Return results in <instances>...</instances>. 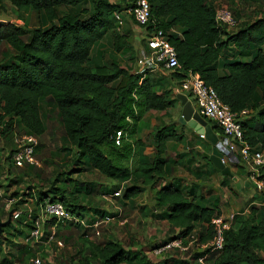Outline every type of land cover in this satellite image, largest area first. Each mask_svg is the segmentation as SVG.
<instances>
[{
  "label": "trees",
  "instance_id": "1",
  "mask_svg": "<svg viewBox=\"0 0 264 264\" xmlns=\"http://www.w3.org/2000/svg\"><path fill=\"white\" fill-rule=\"evenodd\" d=\"M84 1H90V8L82 9V15L72 10L59 15V7L71 8ZM130 1L0 0V12L10 15L14 9L30 7L45 23L26 30L22 13L16 15L20 24L0 21V47L5 42L14 50L11 59H0L1 132L5 135L19 125L24 132L39 138L46 130L40 101L51 99L58 109L75 164L85 165L81 171L95 170L113 180L131 176L138 185L126 186L124 199L136 197L145 188L155 189L154 210L145 205L146 214L179 229L175 236L189 234L198 225L201 240H206L214 233L212 220L222 214L218 205H200L194 193H184L172 182L156 189L168 174V143L187 145V140L192 139L182 130L162 125L154 130L153 152L144 154L143 141L135 137L137 122L150 111L167 114L172 101L163 85L181 81L191 70L237 115L251 110L250 117L248 114L240 120L243 139L251 146L264 148V16L228 32L218 25L216 7L208 0H147L150 20L143 26L144 34L162 30L181 65L168 73L159 72L156 80L149 72H132L115 60L91 65L92 51L107 32L114 38L118 52L130 46L127 36L116 29L115 17H126L123 11L132 5ZM222 56L223 63L218 67ZM212 126L219 128L214 123ZM120 130L121 142L116 144L115 134ZM202 158L213 172L218 170L203 154ZM48 191L38 190L41 196L36 197V203L43 199L59 202L78 219L70 223L80 225L84 221L83 208L72 204L64 189L54 185ZM24 194L11 193L16 202L9 212L17 208L16 203L21 202L18 197ZM36 214L29 220L26 237ZM1 215L0 212V221ZM22 220L21 214L17 221ZM57 223L54 217L44 222L51 227ZM11 226L12 223L5 226L0 236ZM5 240L8 246L19 245ZM90 246L94 262L82 255L77 261L71 258L70 263L139 264L137 258L141 257L143 264H152L142 251H130L119 240L90 242ZM165 260L160 262L166 264ZM208 260L211 264H264V214L252 207L249 214L237 215L224 231L222 249L213 252Z\"/></svg>",
  "mask_w": 264,
  "mask_h": 264
},
{
  "label": "rangeland",
  "instance_id": "2",
  "mask_svg": "<svg viewBox=\"0 0 264 264\" xmlns=\"http://www.w3.org/2000/svg\"><path fill=\"white\" fill-rule=\"evenodd\" d=\"M111 1L122 3V0ZM208 1L216 9L231 10L237 21V27L264 16V0ZM88 8H90V1H84L71 8L61 6L58 8V13L62 15L72 10L82 15L81 10ZM9 9L11 10L10 7ZM18 13L25 14L24 27L26 30L37 27L41 22L42 25H45L39 13L30 7L10 11L11 22L20 24L16 17ZM132 19L123 17L120 30L127 36L130 46L118 52L115 48L114 38L107 32L92 51L91 65L115 60L132 72L141 69V52L146 49V39H144L143 28ZM13 54L14 50L3 42L0 47V59L9 60ZM222 60L223 56L218 67L222 65ZM148 72L158 80L159 72L162 71ZM163 72L168 73L169 70L163 69ZM163 86L172 101V106L168 109L167 114L162 115L159 111H150L137 122L135 137L143 141L147 153L149 154L151 151L155 128L168 125L175 127L177 131L186 132L193 140L190 147L182 143L183 151L177 155V157L179 156L177 163L181 174L174 178L176 186L180 187L184 193L188 194L190 191L194 193L197 202L203 206L222 203L225 210L233 208L241 215L249 214L246 210L251 211V208L255 207L258 209V213L264 214V194L256 193L253 188L244 187L243 184L240 191L235 193L234 182L230 177L223 176L220 169L211 173L208 171V167H204L205 161L195 146L200 145L205 151L207 147L204 146L205 141L198 138L199 126L194 122L190 110H188L193 106L192 98L179 89L175 80L172 85L169 86L167 83ZM186 107L187 109H185ZM40 111L46 130L39 136V146L35 151L39 165L19 169L9 165L12 178L7 177L8 166L6 167L2 163V158L15 146L14 133L20 135L24 133V130L17 125L13 131L4 135L1 132L3 126L0 123V212L2 221L6 220L9 213L5 204L11 198V193L14 191L26 193L20 198L18 197L21 202L16 203L23 209L22 222L19 223L17 219L11 218L12 226L0 236V264H33L31 260L34 258H38L40 264H71V258L77 261L82 255L90 257L94 262L90 242L99 243L107 240H119L130 251H142L152 264L165 259H167V261L165 260L166 264H179L181 255L176 250L165 252L159 256H154L151 253L156 244L164 243L177 234V230L171 228L165 220L146 214L144 206L153 205V190L145 188L136 197L124 199L122 197L123 189L129 185H138L131 176L113 180L95 170L81 171L85 165L75 164L72 148L63 131L55 103L49 98L42 99ZM250 116L249 114L248 117ZM188 152H191L193 159L187 154ZM173 155L172 153L169 156L167 163V173L170 177L174 176L172 175ZM224 165L230 167L232 173L239 177L240 182L246 180L240 167L231 163ZM54 185L64 189L72 204L83 208L81 213L84 221L80 225L61 221L55 227L44 224L41 227L43 238L39 237L37 243H28L25 238L30 223L28 215L30 214V218H32L37 212L35 199L39 198L38 190L46 192ZM28 187H32L33 190ZM22 188L23 191H21ZM116 190H120L119 195L115 194ZM25 202H28V206L24 205ZM104 215H107L109 220L105 221ZM195 227L200 231V226L196 225ZM46 233L49 234L47 238H44ZM6 238L19 245L8 246ZM57 240L61 241V246L57 245ZM137 262L143 264L144 261L138 257Z\"/></svg>",
  "mask_w": 264,
  "mask_h": 264
},
{
  "label": "built area",
  "instance_id": "3",
  "mask_svg": "<svg viewBox=\"0 0 264 264\" xmlns=\"http://www.w3.org/2000/svg\"><path fill=\"white\" fill-rule=\"evenodd\" d=\"M130 2L132 5L126 8L123 13L126 17H132L137 25L143 28L150 20V6L147 0H131ZM115 17L117 19L116 29L120 31L122 29V17L120 14H116ZM216 21L218 25L223 26L228 32H233L237 28L235 16L229 9H216ZM144 35L147 49L141 52V69L138 72L145 73L160 69L174 71L181 68L176 50L162 30H153L149 34L146 32ZM176 85L192 98L193 106L199 115L221 129V134L213 147L222 154V163L229 161L238 162L246 171L249 181L257 192L264 194V148L249 145L243 139V131L240 124V120L245 118L251 110H242L238 116L228 104L220 100L216 91L211 86H208L197 72L187 71L184 78L177 82ZM121 135V130L116 131V144L121 142ZM199 137L205 138L203 133H200ZM13 138L15 146L2 158V163L6 167L13 165L17 168L26 165H39L35 157V150L39 144L38 136L24 132L20 135L14 133ZM21 191H23V188ZM115 194L119 195L120 190L115 191ZM14 202V198L8 199L5 208H12ZM27 203L25 202L24 205L28 206ZM11 211V218L16 220L23 209L17 206ZM28 217L31 219L30 214ZM53 217L58 222L78 221L75 216L70 215L64 209L61 203L43 199L37 203V214L32 219V227L26 237V241L38 242V238H41L42 235V225L46 220ZM235 217L236 213L234 212H231L228 216H216L212 220L214 233L209 239L201 240L198 230L194 228L189 234L175 236L171 240L158 244L151 250V253L154 256H159L165 252L176 250L180 253L181 259L185 264H211V261L208 260L209 256L213 252L222 249L224 231L232 226ZM106 220H109L107 215L105 216ZM80 223H83V221H80ZM50 237L52 238V235ZM56 243L58 246L62 245L60 240H57ZM31 262L40 264L38 258L32 259ZM157 264L162 263L158 262Z\"/></svg>",
  "mask_w": 264,
  "mask_h": 264
},
{
  "label": "crops",
  "instance_id": "4",
  "mask_svg": "<svg viewBox=\"0 0 264 264\" xmlns=\"http://www.w3.org/2000/svg\"><path fill=\"white\" fill-rule=\"evenodd\" d=\"M159 71H162L163 72V70H159ZM164 73V72H163ZM194 104V103H193ZM205 119V118H204ZM205 121H206V123L207 124H209L210 125V127H211V129H212V131H213V133L218 137L220 134H221V131H220V129L219 128H217V127H213L212 126V123L211 122H209L207 119H205ZM199 126V132L200 131H202V128L200 127V125H198ZM175 128V127H174ZM176 129V128H175ZM179 131H181V130H179ZM184 132V131H183ZM9 133V132H8ZM184 133H186V132H184ZM6 135V134H5ZM198 135V138L199 139H201V140H204L205 141V145L204 146H206L207 147V150L205 151V150H202V148H201V146L200 145H196L195 146V148H196V150L200 153V154H203L204 155V153H211V150H212V148H213V145H212V143L210 142V141H208L206 138H200L199 137V133L197 134ZM191 138V137H190ZM193 140V139H192ZM189 140H187V147H190L192 144V142H190V144L191 145H189ZM170 144V145H169ZM39 145V144H38ZM169 148H171V149H169ZM11 150V149H10ZM9 150V151H10ZM150 153H152L153 152V145L150 147ZM8 151V152H9ZM182 151H183V149H182V143H180V144H174V143H168V151H167V155L168 156H171V154L173 153L174 155L172 156V159L174 160L173 161V165H172V175H174V176H171L170 177V175L169 174H167L166 175V180L165 181H161V183L162 184H160V185H158V186H156V189H158L160 186H162V185H164L165 184V182H172L175 186H176V183L174 182V178L175 177H177V176H180V174H181V170L179 169V166H178V163H177V161L179 160V156L177 157V155L178 154H181L182 153ZM144 154H148L147 153V151L144 149V152H143ZM149 153V154H150ZM188 153H190V158H192L193 159V156H191V152H188ZM204 157H205V155H204ZM205 158H207V157H205ZM191 159V160H192ZM204 161H205V159H203ZM176 162V163H175ZM227 163H231V164H234L235 166L236 165H240V164H238V162H225V164H227ZM2 164V163H1ZM206 164V161H205V163H204V167H208V171H210L211 173H213V171H212V169H211V167L209 166V165H205ZM224 164V163H223ZM12 167L13 168H16V169H18L17 167H14L13 165H12ZM237 167H240V169H242V171L244 172V174H245V176H246V180H243V182H240L239 181V177L238 176H236V175H234L233 173H232V171H231V169H230V167H229V169H230V171H231V173H232V175L233 176H235L236 178H237V180L236 181H234L233 179H232V177H230L232 180H233V182H234V189H235V193L236 192H238V191H240V188L242 187V184H243V186L244 187H249V188H253L254 190H255V192L257 193V190L255 189V187L253 186V184H251V182L249 181V179H248V176H247V173H246V171L244 170V168L240 165V166H237ZM10 169V166L8 165V168H7V171ZM8 176L7 177H11V176H13L12 175V173L11 172H7L6 173ZM223 176H226V175H223ZM229 177V176H228ZM12 178V177H11ZM237 183L239 184V185H237ZM181 184H182V182H181ZM177 187V186H176ZM180 188V187H179ZM154 192H155V189L153 190V200H154ZM259 193V192H258ZM140 194V193H139ZM0 195H1V193H0ZM194 196H195V194H194ZM197 201V200H196ZM214 204H217L218 205V207L220 208V210H221V212H222V216H228L231 212H234V213H236V216L237 215H240L237 211H235L233 208L232 209H227V210H225L224 209V206L222 205V203H214ZM213 205V204H212ZM151 206H153V205H151ZM206 206V205H205ZM9 210V209H8ZM154 210V209H153ZM225 210V211H224ZM248 213L250 212V210H246ZM166 221V220H165ZM167 222V221H166ZM168 223V222H167ZM169 225V224H168ZM175 229V228H174ZM176 230H177V232L179 231V229H177L176 228ZM177 235V234H176ZM175 237V236H174ZM173 237V238H174ZM179 264H185L184 263V261L181 259V256H180V258H179Z\"/></svg>",
  "mask_w": 264,
  "mask_h": 264
},
{
  "label": "water",
  "instance_id": "5",
  "mask_svg": "<svg viewBox=\"0 0 264 264\" xmlns=\"http://www.w3.org/2000/svg\"><path fill=\"white\" fill-rule=\"evenodd\" d=\"M0 21L1 22H11V17L6 13V12H0ZM192 106V105H191ZM187 109V107L185 108ZM188 110H190V114L192 119L194 120V122H196L198 125H200V127L202 128V131L198 132L203 133L205 138L210 141L212 143V145H214L217 141V136L213 133L211 127L209 124L206 123L204 117H202L201 115H199V113L195 110L194 106H192V108H188ZM190 145V142H189ZM205 157H207L210 161L213 162V164L220 169V172L222 175H226L229 177H232V179L234 181L237 180V178L235 176L232 175L230 169L228 166H225L222 161H221V156L222 154L215 148L213 147L211 150V153H204ZM237 185H239L237 183ZM152 209H154V206H151ZM11 212L10 211L7 215V218L5 221H0V233L2 231V229L9 225L11 222Z\"/></svg>",
  "mask_w": 264,
  "mask_h": 264
},
{
  "label": "clouds",
  "instance_id": "6",
  "mask_svg": "<svg viewBox=\"0 0 264 264\" xmlns=\"http://www.w3.org/2000/svg\"><path fill=\"white\" fill-rule=\"evenodd\" d=\"M225 164V163H224Z\"/></svg>",
  "mask_w": 264,
  "mask_h": 264
}]
</instances>
